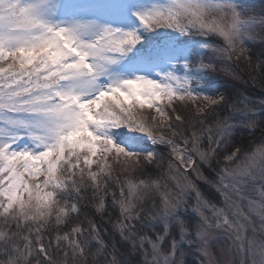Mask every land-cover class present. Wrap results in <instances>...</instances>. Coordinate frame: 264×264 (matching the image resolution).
Segmentation results:
<instances>
[{
    "label": "snow or ice",
    "instance_id": "snow-or-ice-1",
    "mask_svg": "<svg viewBox=\"0 0 264 264\" xmlns=\"http://www.w3.org/2000/svg\"><path fill=\"white\" fill-rule=\"evenodd\" d=\"M258 28L264 0H0V264H264ZM234 59L259 98L219 90Z\"/></svg>",
    "mask_w": 264,
    "mask_h": 264
},
{
    "label": "trees",
    "instance_id": "trees-1",
    "mask_svg": "<svg viewBox=\"0 0 264 264\" xmlns=\"http://www.w3.org/2000/svg\"><path fill=\"white\" fill-rule=\"evenodd\" d=\"M249 47L251 48L252 60L254 64L256 62V57L259 55L261 51L262 46L261 44H258V43H255V44L250 43ZM231 63H232V68L234 72L238 75L239 78L238 79L234 78L232 75V79H228L227 81H225L226 84L225 83L224 84L219 83L220 85L218 84L219 90L221 92H225V90L227 89V91L225 92L226 95L227 94L235 95L237 92H245L246 94L254 92L255 97L259 98L260 89L256 88L255 90H253L251 86V82L249 80V73L252 71V69L248 66V64L243 59L239 62H236L234 59L233 61H231ZM246 81H248L247 84L245 83ZM256 136H259V129L256 130ZM237 137L238 139H245L246 143L255 138L252 135H250L248 132L238 133ZM82 207H84V205H82ZM85 210L88 211L90 210V208L86 207ZM105 223H107V221H105ZM107 227L110 230L112 228V225L107 224Z\"/></svg>",
    "mask_w": 264,
    "mask_h": 264
},
{
    "label": "rangeland",
    "instance_id": "rangeland-1",
    "mask_svg": "<svg viewBox=\"0 0 264 264\" xmlns=\"http://www.w3.org/2000/svg\"><path fill=\"white\" fill-rule=\"evenodd\" d=\"M257 3L259 4V0H257ZM257 32H259L260 35H264V30L262 29H257ZM258 44H260L259 42H256ZM224 67V71H217L215 73H212L213 76L216 77L217 79V84H226L225 81H227L228 79H232V74L235 73L233 68H232V63L231 61L229 62H225V64L223 65ZM236 74V73H235ZM219 84V85H220ZM179 104V102H177ZM145 112H150V110H145ZM206 146V145H205ZM119 171V170H118ZM194 178V177H193ZM198 184L201 188V191L204 193L205 196H209L211 197V195L213 194V190L211 188H209L207 185L203 184L202 182L198 181ZM191 204H195V194L193 193L192 198L190 200ZM213 235H215V232L213 233ZM210 252L212 254L213 257H218L221 260L224 259V257L221 256L220 251H219V245L217 244H213L210 247ZM186 264H194V261H197V257L193 254H189L186 256Z\"/></svg>",
    "mask_w": 264,
    "mask_h": 264
}]
</instances>
